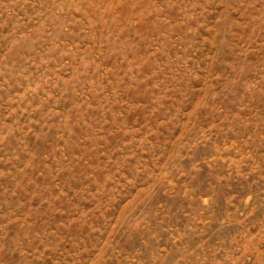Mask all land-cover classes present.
<instances>
[{
  "label": "rangeland",
  "instance_id": "obj_1",
  "mask_svg": "<svg viewBox=\"0 0 264 264\" xmlns=\"http://www.w3.org/2000/svg\"><path fill=\"white\" fill-rule=\"evenodd\" d=\"M0 264H264V0H0Z\"/></svg>",
  "mask_w": 264,
  "mask_h": 264
}]
</instances>
